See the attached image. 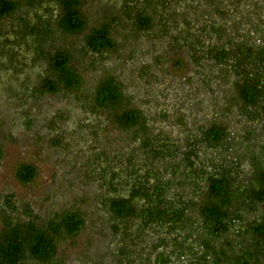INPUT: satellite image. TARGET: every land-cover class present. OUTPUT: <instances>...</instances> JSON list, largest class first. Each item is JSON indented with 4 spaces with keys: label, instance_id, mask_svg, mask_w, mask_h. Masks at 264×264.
<instances>
[{
    "label": "trees",
    "instance_id": "obj_1",
    "mask_svg": "<svg viewBox=\"0 0 264 264\" xmlns=\"http://www.w3.org/2000/svg\"><path fill=\"white\" fill-rule=\"evenodd\" d=\"M33 1L0 0V26L6 20L17 18L24 6ZM45 1L50 6L46 14L36 15L34 20L29 15L22 16L12 27L14 38L8 40L25 46L36 65H47L40 73L39 85L32 88L35 94L60 91L82 94L86 82L76 66L75 55L91 54L98 62L107 59L109 53L118 50L117 26L132 22L133 30L141 32L159 25L160 30L169 35L172 23L179 29L173 42L184 43L195 64L208 61L215 65L219 78L230 85L225 96L226 111L238 106L240 116L251 123L260 122L263 130L264 0H208L209 8L200 13L196 11L198 18L193 21L187 9L199 8L201 0L188 3L183 0L186 8L181 14L169 7L172 0H123L122 15L107 17L94 26L83 12L85 0ZM204 18H208L207 22L202 21ZM200 19L203 23L198 27ZM228 19L234 20L230 30L226 27ZM68 36H83L84 44L77 50L57 45L59 39ZM7 52L13 60L17 57L16 53ZM90 101L95 113H108L115 125L135 131L141 138L138 149L128 154L124 166L106 161L108 166L102 167L98 158L92 162L95 171L101 168V179L109 189L103 205L113 222L122 223L114 229L124 232L125 239L147 233L155 226L160 228V235L167 234L165 242L153 243L150 255L154 258L144 259L142 254L137 258L127 252L128 247L122 246L117 253L121 259L119 264H153L159 253L161 263L165 259L172 261L174 257L178 260L174 252L189 246L185 236L188 226L193 231L189 235L197 232L198 226L204 228V238L209 241L207 255L215 259V264L220 260V252L216 250L213 254L210 243L213 238L221 239L228 248L231 232L234 238L230 240H252L263 245L264 218H258L254 221L256 224L251 218L264 211V136L261 138V131L248 128L236 141L227 126L221 122L210 123L199 127L197 132L188 133L185 147L168 135L153 136L151 119L143 109L130 106L123 82L111 73L96 82ZM256 135L261 140L255 139ZM203 146L208 150L220 148L222 155L217 163L216 158H209L210 164L200 165L199 170L196 163L204 160L200 153ZM243 149L249 166H244L240 157L231 155ZM3 155L0 145V161ZM181 168L184 170L180 174ZM14 175L25 186L35 182L38 169L23 162L16 167ZM187 187L190 188L186 190L190 192L188 197L183 193V188ZM2 212L0 264H58L59 243L78 236L86 224L83 212L76 209L42 218L27 206L22 212L26 217L22 218L13 194L4 198ZM131 221L134 223H128ZM180 238L185 245L175 244ZM236 256L241 258L242 254ZM179 262L185 260L181 257ZM235 263L233 259L232 264Z\"/></svg>",
    "mask_w": 264,
    "mask_h": 264
},
{
    "label": "rangeland",
    "instance_id": "obj_2",
    "mask_svg": "<svg viewBox=\"0 0 264 264\" xmlns=\"http://www.w3.org/2000/svg\"><path fill=\"white\" fill-rule=\"evenodd\" d=\"M43 1L34 0L29 6L24 4L17 18L6 20L0 26V145L4 152L0 161V228L3 200L13 194L22 218L26 217L22 212L27 206L42 218L67 209L83 212L86 217L83 230L75 238H65L59 243L58 264H119L121 259L117 253L122 246L128 247L127 252L137 258L140 254L144 259L154 258L150 254L160 228L154 227L140 236L125 239L124 232L114 229L122 223L113 222L103 205L109 189L101 179V168L95 171L92 162L98 158L102 167H107L111 161L124 166L128 154L138 149L141 138L137 132L115 125L108 113H95L91 109V90L96 82L105 74L116 75L129 95L130 106L143 109L151 119V135H168L184 147L188 133L197 132L199 127L210 123L221 122L227 126L236 141L248 128L261 131V123L248 122L240 116L238 106L226 111L225 96L230 85L219 78L220 72L215 65L208 61L195 64L190 49L184 43L176 45L173 42L179 29L172 23L169 35L163 33L159 25L141 32L133 30L132 22L117 26L118 50L109 53L107 59L98 62L91 54L75 55L76 66L86 82L82 94L64 91L35 94L32 88L39 85L40 73L47 65H36L25 46L8 40L14 38L12 27L22 16L29 15L34 20L36 15L46 14L50 6ZM201 1L199 8L187 9L193 16L192 21L198 18L196 11L200 13L209 8L208 0ZM122 2L85 0L83 12L94 26L107 17L122 15ZM169 7L181 14L186 8L185 1L172 0ZM202 21L200 19L198 27ZM227 21L226 27L230 30L234 20ZM83 40V36H68L59 39L57 45L77 50L84 44ZM6 50L16 53L17 57L13 60ZM260 134L262 138L264 128ZM259 137L256 135L255 139L261 140ZM220 150H208L203 146L200 153L204 160L196 163V167L209 165V158H216L215 163L220 161ZM246 154L243 149L231 155L240 157L242 164L249 166ZM23 162L38 169L35 182L25 186L14 175L16 167ZM179 170L181 174L184 169ZM188 189L183 188L187 197ZM166 236L164 232L159 241L165 242ZM160 257L159 253L153 264H184L175 257L161 263Z\"/></svg>",
    "mask_w": 264,
    "mask_h": 264
},
{
    "label": "flooded vegetation",
    "instance_id": "obj_3",
    "mask_svg": "<svg viewBox=\"0 0 264 264\" xmlns=\"http://www.w3.org/2000/svg\"><path fill=\"white\" fill-rule=\"evenodd\" d=\"M200 170V168H198ZM235 210V209H234ZM233 210V211H234ZM264 211L262 214H255L254 216H251L253 219V224H256V220L263 219ZM159 228L158 226H155ZM198 231L195 232L194 234L189 235V232H193L189 229V226L187 228V233L185 236H187L186 242L189 243V246L180 249L175 253V255L178 257V260L181 259V257L185 260V264H215L214 261L215 259H212L211 257L207 255V248L209 246V241L206 242V239L204 238V228L201 226L197 227ZM158 240H160V231L156 233ZM231 232L228 234V240L231 241L230 243H227L229 245L228 248H225V242H223L221 239H212L211 240V245L213 247L214 253L216 250H219L220 252V260L216 264H232L233 259L236 260L235 264H264V243L263 247L259 245L258 241H253L248 240V241H237V240H230L231 237ZM183 235V237H185ZM171 237V236H168ZM182 237V238H183ZM180 238L178 241L175 242V244L179 243L182 245H185L182 243L183 239ZM234 238V237H233ZM232 238V239H233ZM237 238V237H236ZM174 246V245H173ZM193 246V247H192ZM175 248V246H174ZM242 254V257L239 259L236 255ZM174 255V254H173ZM181 255V257H179ZM210 255V254H209ZM206 256V258L204 257ZM208 256V257H207ZM233 257V258H232ZM214 258V257H213ZM229 259V261H227ZM239 259V261H238Z\"/></svg>",
    "mask_w": 264,
    "mask_h": 264
}]
</instances>
